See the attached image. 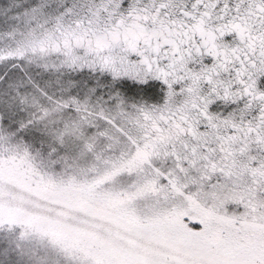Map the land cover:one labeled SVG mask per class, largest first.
<instances>
[{
  "label": "snow or ice",
  "instance_id": "obj_1",
  "mask_svg": "<svg viewBox=\"0 0 264 264\" xmlns=\"http://www.w3.org/2000/svg\"><path fill=\"white\" fill-rule=\"evenodd\" d=\"M0 264H264V0H0Z\"/></svg>",
  "mask_w": 264,
  "mask_h": 264
}]
</instances>
